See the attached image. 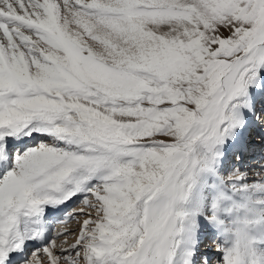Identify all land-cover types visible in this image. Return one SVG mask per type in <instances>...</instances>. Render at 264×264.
I'll list each match as a JSON object with an SVG mask.
<instances>
[{
	"label": "snow or ice",
	"instance_id": "1",
	"mask_svg": "<svg viewBox=\"0 0 264 264\" xmlns=\"http://www.w3.org/2000/svg\"><path fill=\"white\" fill-rule=\"evenodd\" d=\"M0 264H264V0H0Z\"/></svg>",
	"mask_w": 264,
	"mask_h": 264
},
{
	"label": "bare ground",
	"instance_id": "2",
	"mask_svg": "<svg viewBox=\"0 0 264 264\" xmlns=\"http://www.w3.org/2000/svg\"><path fill=\"white\" fill-rule=\"evenodd\" d=\"M68 226H69V227H72V226H74V224H69Z\"/></svg>",
	"mask_w": 264,
	"mask_h": 264
},
{
	"label": "rangeland",
	"instance_id": "3",
	"mask_svg": "<svg viewBox=\"0 0 264 264\" xmlns=\"http://www.w3.org/2000/svg\"><path fill=\"white\" fill-rule=\"evenodd\" d=\"M72 227H75V225H74V226H72Z\"/></svg>",
	"mask_w": 264,
	"mask_h": 264
}]
</instances>
